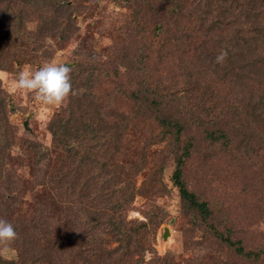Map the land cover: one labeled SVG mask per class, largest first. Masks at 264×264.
Here are the masks:
<instances>
[{
  "label": "rangeland",
  "instance_id": "obj_1",
  "mask_svg": "<svg viewBox=\"0 0 264 264\" xmlns=\"http://www.w3.org/2000/svg\"><path fill=\"white\" fill-rule=\"evenodd\" d=\"M188 2L191 3L190 0ZM73 5L72 17L76 27L73 35L68 40H60L57 36L45 38V46L42 47L45 51L37 56L38 59L33 63L24 61L19 64L12 55L14 46H11L14 37L13 22L16 21V18L12 17L16 6L13 5V0L0 5V27L3 30V35H0V96L6 94L4 97L7 120L6 123L3 122L1 130L6 132L8 129L7 143L0 137V203H4V197L7 196L6 203L9 207L4 219L13 225L27 224V218L32 212V207L29 206L31 198L35 195L42 198L49 192L46 183L48 176L58 168H62L63 173L71 171L72 163L75 169L77 159L87 154V144L92 142L96 145L103 141L101 137L89 140L83 143L84 147L77 149L75 157L66 158L67 154L61 146L73 144L69 142L74 140V129L70 130L72 124H63L64 132L57 136L53 134L59 132L54 126L59 122L60 109L66 107L67 100L58 106L38 103L32 93H25L21 89L13 90L15 74L25 66L36 68L44 62L58 59L69 62L72 68L78 65V74L83 78L85 67H88L90 62H96V59L106 60L115 46L117 49L115 48L114 53L130 57L122 60L119 66L116 63L121 71L118 79L124 83L121 87L124 93L114 83L111 87L103 89L104 93L116 94L118 98L113 104L114 112L112 108L105 107L100 112L105 119L107 115L113 114L115 124L124 125L128 119L131 120L125 129L132 151L128 157L122 159L125 165L122 174L131 178L136 194L124 212L125 220L147 223V226L140 228V237L144 238L151 230V221L157 220L161 215L154 207L162 209L163 213V220L155 229L153 248L149 252L145 251L144 261L158 256L160 259L167 257L176 264H264V149L257 152L254 139L249 143L251 147L239 146V139L236 137L233 138L236 146L231 141L230 145L233 146L228 147L222 141L205 138L201 129L194 128H187L178 137L174 134H164V139H161L164 128H159L156 119H140L135 110V106L140 107V99L133 103V98H129L127 93L131 94L132 90V93H135L140 87V53L143 52L149 53L148 73L151 75L143 93L148 94L150 99L158 100V94H163L167 88L172 89L175 84L169 81L170 75L174 69L177 71V68L171 66L172 59H166V62L161 64L159 55L167 51V54H176L178 58V54L186 46H179L178 42L171 41V37L162 35L163 33L158 35L160 31H155L153 19H143L140 25V12L134 16L131 8L123 1L78 0L73 1ZM190 6L191 4L188 5L189 8ZM29 16L28 13L22 15L25 32L36 28L32 17ZM194 18L196 19L191 17L186 22L183 21V26L195 24ZM171 32L173 30L166 33ZM189 43H192L189 47L198 48L199 40L192 39ZM183 57L187 56L181 54L180 58ZM183 62L177 67L186 64ZM178 77L180 81L177 85L182 87L184 81L194 79L193 76L188 79L186 75ZM205 83L203 88L206 91L209 82ZM199 84H202L201 81H196L195 85ZM210 85V95L199 97L202 102L198 99L192 100V103H197L194 106L199 105V109H193L187 116L194 117V120L208 118L200 105L215 104L216 107H223L224 112L228 111L227 106L237 107L241 97L229 94L227 88L220 90L215 81ZM187 102L188 99H180L182 105ZM158 104L160 105L159 102ZM172 108L178 113L177 107L172 105ZM180 116L187 118L182 113ZM230 118L232 117L229 114L227 120L231 121ZM243 132L247 134L251 129L246 128ZM228 134L233 135L230 131ZM3 136L5 137V134ZM58 140L66 144H60ZM184 149H188L189 155L181 165L182 179L188 190L195 192L200 201L207 202V211L202 214L182 202L179 189L172 181L173 173L178 168L175 154L182 153ZM93 154L103 158L102 151H98L96 147ZM84 166L79 167L77 185L82 190L90 191L91 188L82 178L87 173V167ZM11 192L13 193L9 198ZM14 192H18V195H14ZM15 197L16 200L12 201ZM101 204L103 205L95 202V208L90 209L99 213L105 223L109 212L101 208ZM75 205L81 209L77 212L80 239L77 241L79 250L76 264H87L83 252V231L87 226L84 223L87 219L85 210L89 204L84 201ZM90 231L91 234L96 232L93 228ZM214 232L229 236L235 244L229 246L223 242L219 243ZM238 247H242L243 252H250L251 257L238 255ZM17 256L18 249L14 245H0V264H17ZM53 258H57L55 264H61V261L66 264L71 262L65 255ZM39 264L48 263L44 261Z\"/></svg>",
  "mask_w": 264,
  "mask_h": 264
},
{
  "label": "trees",
  "instance_id": "obj_2",
  "mask_svg": "<svg viewBox=\"0 0 264 264\" xmlns=\"http://www.w3.org/2000/svg\"><path fill=\"white\" fill-rule=\"evenodd\" d=\"M8 1L10 0H0V5ZM73 1L78 0H13L16 12L12 18H16V21L13 22L14 37L11 46H14L12 55L17 59L16 63L24 61L33 63L37 60V56L45 51L42 47L45 46L44 39L47 37L57 36L60 40H68L73 35L76 31L72 17ZM118 1L125 2L134 16L140 12V25L143 19H153L155 31H160L158 35L163 33L162 35L170 36L171 41L178 42L179 46H186L180 51L178 58L176 54H167V51L159 55L161 64L166 62V59H172L171 66L176 67L177 71L174 69L170 75L169 81L175 84L172 86L173 90L167 88L166 92L157 95L158 100L150 99L148 94L143 93L151 79L148 73L150 56L148 52L140 53V87L135 93H132L134 90L131 94L127 93L129 98H133V103L140 99V107L135 106L138 117L146 120L156 119L159 128L165 130L161 139H164V134H174L178 137L187 128H194L201 129L205 138L222 141L228 147L233 146L230 145L231 141L236 146L233 140L236 137L239 139V146L251 147L249 143L254 139L255 150L257 152L263 150L264 0H190L191 3L188 0ZM188 3L191 4L190 8ZM25 13L30 14L29 17H32L36 25L33 31L23 30L22 15ZM191 17H196L195 24L191 25L193 27L183 26V21L186 22ZM164 30L173 32L168 34L163 32ZM214 30L218 32H213ZM2 33L0 27V35H3ZM197 38L198 48L189 47L192 44L189 41ZM115 48L117 49L114 46L112 50L116 51ZM221 49L227 52V56L222 62L217 63L214 57ZM114 51H110L106 60L96 59V62H90L88 67H85L83 78L78 74V65L72 68L71 79L75 95H70L66 107L60 109V120L54 126L59 132L58 134L54 132L53 136L64 132L65 125L72 124L70 130L74 129V140L71 139L69 142L73 144L58 140L60 144H66L61 146L67 154L66 158L75 157L77 149L84 147L83 143L89 140L101 137L103 141L96 145L92 142L87 144L89 145L87 154L77 159L75 169L71 162V171L63 173L62 168H58L56 172L50 174L46 180L50 193H45L42 198L37 195L31 198L29 206L32 207V212L27 218V224L14 225L18 232V240L11 244L18 249L17 264H39L44 261L55 264L57 258L53 256L61 255L70 258V264H76L79 250L77 241L80 239L77 212L81 209L76 208L75 204H82L84 201L89 204L85 210L87 219L84 223L87 226L83 231L85 238L83 252L87 264H176L167 257L160 259L158 256L144 261L145 251L149 252L153 248L155 229L163 220L162 209L154 207L161 215L157 220L151 221L150 228L148 227L151 230L144 238L140 237V228L147 226V223L125 220L124 212L136 194L131 178L122 174L125 168L122 159L128 157L132 151L125 129L131 120L128 119L124 125L115 124L113 114L107 115L105 119L100 112L103 107L112 108L114 112L113 104L118 98L116 94L104 93L103 89L111 87L110 85L114 83L124 93L121 89L124 83L118 79L121 71L117 65L130 57ZM181 54L187 57L180 58ZM201 55L204 57L200 58ZM181 61L186 64L180 66L181 68L177 67ZM180 75H186L188 79L189 77L192 79L193 76L195 80L184 81L182 87L177 85ZM198 80L201 81V85H195ZM214 81L220 86V90L227 88L229 94L241 97L239 106H227L228 111L224 112L223 107H216L215 104L200 105L208 118L194 120V117L187 116L193 109H199V105L194 106L197 103H192V100L197 101L200 100L199 97L209 96L208 89L210 83L213 85ZM205 82H209L206 91L203 88ZM4 95L0 96V137L7 143L8 129L6 132L1 130L3 122L7 121ZM181 98L188 99L186 105L180 103ZM172 105L178 108V113L174 111ZM181 113L187 118H181ZM229 114L232 117L231 121L227 120ZM246 128H250L251 132L247 134L243 132ZM229 131L233 135H229ZM95 147L102 151L103 158L93 154ZM188 155V149L175 154L178 168L173 173L172 181L179 189L182 202L202 214L207 211V202L200 201L195 192L188 190L182 179L181 165ZM83 165L87 167V173L82 178L91 188L90 191L82 190L77 185L79 167ZM12 193L8 195L9 198ZM14 193L18 195V192ZM6 198L7 196L4 197V203H0V218H5L9 211ZM11 200H16V197ZM95 202L103 203L101 208L109 212L105 223L101 215L92 210L95 208L93 206ZM91 228L96 230L94 234L90 233ZM214 236L219 243L223 242L229 246L235 244L229 236L221 232H214ZM113 242L116 245L112 246ZM242 249L237 248L238 255L250 258L251 253L243 252ZM61 264L66 263L61 261Z\"/></svg>",
  "mask_w": 264,
  "mask_h": 264
},
{
  "label": "clouds",
  "instance_id": "obj_3",
  "mask_svg": "<svg viewBox=\"0 0 264 264\" xmlns=\"http://www.w3.org/2000/svg\"><path fill=\"white\" fill-rule=\"evenodd\" d=\"M227 52L221 49L214 61L222 62ZM72 66L62 60H51L33 68L25 66L14 76V89L32 93L38 103L46 106L61 105L70 95H75L71 79ZM18 238L15 226L0 218V245H9Z\"/></svg>",
  "mask_w": 264,
  "mask_h": 264
},
{
  "label": "water",
  "instance_id": "obj_4",
  "mask_svg": "<svg viewBox=\"0 0 264 264\" xmlns=\"http://www.w3.org/2000/svg\"><path fill=\"white\" fill-rule=\"evenodd\" d=\"M166 233H167V230L165 231V235H166Z\"/></svg>",
  "mask_w": 264,
  "mask_h": 264
}]
</instances>
